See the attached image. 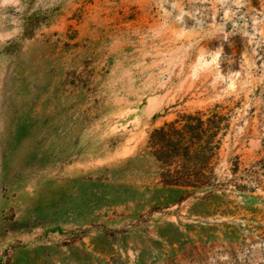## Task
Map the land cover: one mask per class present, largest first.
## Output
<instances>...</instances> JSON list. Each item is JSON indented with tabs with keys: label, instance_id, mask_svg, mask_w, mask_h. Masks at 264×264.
Returning <instances> with one entry per match:
<instances>
[{
	"label": "rangeland",
	"instance_id": "1",
	"mask_svg": "<svg viewBox=\"0 0 264 264\" xmlns=\"http://www.w3.org/2000/svg\"><path fill=\"white\" fill-rule=\"evenodd\" d=\"M213 110L226 181L264 160V0H0V264H264V174L183 199L145 149Z\"/></svg>",
	"mask_w": 264,
	"mask_h": 264
},
{
	"label": "trees",
	"instance_id": "2",
	"mask_svg": "<svg viewBox=\"0 0 264 264\" xmlns=\"http://www.w3.org/2000/svg\"><path fill=\"white\" fill-rule=\"evenodd\" d=\"M229 129V117L218 110L198 111L153 129L145 149L158 165L159 182L164 187L183 190L186 193L183 199L194 197L197 193L202 196L196 198L212 197L227 183L241 178L255 185L261 184L264 160L238 175V157H234L231 178L226 181L219 179L216 167Z\"/></svg>",
	"mask_w": 264,
	"mask_h": 264
}]
</instances>
